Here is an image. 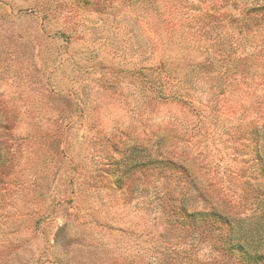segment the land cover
<instances>
[{"label": "rangeland", "instance_id": "rangeland-1", "mask_svg": "<svg viewBox=\"0 0 264 264\" xmlns=\"http://www.w3.org/2000/svg\"><path fill=\"white\" fill-rule=\"evenodd\" d=\"M0 264H264V0H0Z\"/></svg>", "mask_w": 264, "mask_h": 264}, {"label": "trees", "instance_id": "trees-1", "mask_svg": "<svg viewBox=\"0 0 264 264\" xmlns=\"http://www.w3.org/2000/svg\"><path fill=\"white\" fill-rule=\"evenodd\" d=\"M198 65V64H197ZM201 66V65H200ZM186 75L181 79L177 80V82H173L174 78L170 76V74L167 72V63L166 61H161L153 70V78L151 81L152 87H155L156 90H161L166 86H174L176 89H179L181 87H185L188 83V80L186 79ZM210 214H216V213H210ZM221 218V217H219Z\"/></svg>", "mask_w": 264, "mask_h": 264}]
</instances>
